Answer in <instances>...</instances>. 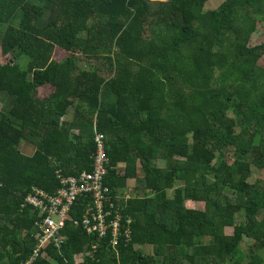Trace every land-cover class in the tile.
Wrapping results in <instances>:
<instances>
[{"label":"trees","instance_id":"1","mask_svg":"<svg viewBox=\"0 0 264 264\" xmlns=\"http://www.w3.org/2000/svg\"><path fill=\"white\" fill-rule=\"evenodd\" d=\"M210 1L0 0V264L29 260L24 198L90 171L96 133L112 202L136 182L118 207L132 241L74 227L78 203L65 244L34 264L264 262V183L249 181L264 170V0Z\"/></svg>","mask_w":264,"mask_h":264},{"label":"built area","instance_id":"2","mask_svg":"<svg viewBox=\"0 0 264 264\" xmlns=\"http://www.w3.org/2000/svg\"><path fill=\"white\" fill-rule=\"evenodd\" d=\"M93 141L95 149L91 155L90 171L65 176L59 170L57 178L61 186L56 193L33 188L24 198L22 208L29 207L38 215L35 223L36 243L32 255L24 264H34L49 246L60 248L65 244L63 232L67 223L72 221L71 213L78 203L84 205V210L80 219L72 221L74 227L98 240H107L113 249L132 241L133 221L121 215L112 202L109 187L104 184L108 165L104 134L96 133ZM93 250L94 247L87 254Z\"/></svg>","mask_w":264,"mask_h":264},{"label":"rangeland","instance_id":"3","mask_svg":"<svg viewBox=\"0 0 264 264\" xmlns=\"http://www.w3.org/2000/svg\"><path fill=\"white\" fill-rule=\"evenodd\" d=\"M151 1H166V0H151ZM224 0H212L210 2H208L206 4V9H214L216 6L215 4H219L221 2H223ZM262 31V29H260ZM264 43V35L261 33V34H258L254 37V39L251 41V46H256V45H260ZM64 56H66V54L60 50H57L55 55H54V58L56 60H61L64 58ZM9 59L5 58L2 56L1 54V48H0V63L1 64H4L6 62H8ZM259 66L264 69V57L261 59V61L259 62ZM52 91V89L50 90L49 87H46V88H43L41 91H40V96L42 97H45L47 96L50 92ZM4 105H5V100H4V97L1 96L0 97V111L3 110L4 108ZM72 117V116H70ZM25 152L29 155L32 154V150L31 149H27L25 150ZM158 165L159 166H162V162H158ZM252 176L250 177L249 181L252 182V183H255V182H260L262 181L264 183V170H260L258 168H256L255 166L252 167ZM239 220H241V218H239ZM226 235L228 236H231L233 234V231L232 229H226ZM140 250L145 253V254H151L152 253V248L151 247H143V248H140ZM243 251H246V247L243 246L242 248ZM260 255L262 256V259L264 261V252H260ZM264 264V262L262 263Z\"/></svg>","mask_w":264,"mask_h":264},{"label":"crops","instance_id":"4","mask_svg":"<svg viewBox=\"0 0 264 264\" xmlns=\"http://www.w3.org/2000/svg\"><path fill=\"white\" fill-rule=\"evenodd\" d=\"M71 116V115H70ZM68 116L67 119L71 120L72 117ZM125 167V164L121 163L119 164V168L123 169ZM136 186V182L134 179H130L127 182V187L124 189H120L118 191V195L116 196V204H117V208L118 207H122L123 204H125L127 202V200L129 199L130 195L132 194V190L135 188Z\"/></svg>","mask_w":264,"mask_h":264}]
</instances>
